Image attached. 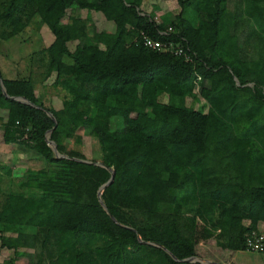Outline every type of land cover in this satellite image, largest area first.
<instances>
[{"label":"trees","instance_id":"1","mask_svg":"<svg viewBox=\"0 0 264 264\" xmlns=\"http://www.w3.org/2000/svg\"><path fill=\"white\" fill-rule=\"evenodd\" d=\"M175 1L174 17L157 22L143 0H0L1 40L36 20L50 32L38 51L40 79L54 73L63 92L58 108L45 107L31 74L0 75L8 95L41 107L0 89L1 141L40 163L0 202V245L32 252L2 264H200L177 262L137 235L179 259L237 264L234 254L261 233L264 0ZM92 11L112 31L95 26ZM241 24L254 40L237 37ZM141 33L182 47L191 61L144 46ZM50 128L60 153L114 170L100 198L121 225L96 198L109 170L54 157L44 140ZM84 133L97 157L62 142L80 144ZM5 226L15 235L1 234Z\"/></svg>","mask_w":264,"mask_h":264},{"label":"rangeland","instance_id":"2","mask_svg":"<svg viewBox=\"0 0 264 264\" xmlns=\"http://www.w3.org/2000/svg\"><path fill=\"white\" fill-rule=\"evenodd\" d=\"M141 10L145 13L153 12L155 15V20L158 22L161 19H169V17L175 15V13L178 11V6L175 0H143L141 3ZM67 14L68 10L66 11V15ZM89 14L92 22L95 25L98 24L96 26H101L104 29L109 27L110 29V22L103 19L104 17L100 12L93 11ZM84 15L85 13L82 10L74 11V16L76 17L81 18ZM98 18H102L101 20H104L103 23L106 27L100 24ZM249 31L250 27L248 24H241L237 29V37L245 38V41H248V39L254 40V37L246 35V33ZM51 38L52 36L50 32L43 24H40L37 20L31 21V23L22 31H20L18 35L7 40L0 39V56H6V60L3 61V59H0L2 63L1 65L12 66V70L15 72L14 74H16L18 70H21L22 68H25L26 70L27 67L30 66L29 73L31 74L33 80L37 83H41L40 76L43 71V67H41V63L40 66L37 60V58L41 56L38 51L49 44ZM76 42L77 40L68 42V48L71 50ZM1 75L4 76V73L1 72ZM53 79L54 73H51L45 79L46 81L44 84H36L35 86L33 83V89H35L34 93L37 100L42 102L43 106L58 108L61 105L62 91H57V89L52 85ZM195 89L197 92L198 87H195ZM158 99L160 101L166 100V98L162 95H160ZM187 102L189 103V99H187ZM62 142L64 145L79 149L87 157H97V144L94 139L85 133L81 137L80 144H74L68 138H62ZM23 152L24 151L20 153L12 146L4 144L1 141L0 130V202L6 193L20 189L19 182L25 179L27 172L26 170L37 168L40 165L35 154ZM7 170H9V172H7ZM258 226V229L264 235V223H259ZM1 234L14 236L15 232L12 231L10 226H5ZM37 247L40 248L39 243L37 244ZM23 252H32V248L18 247L16 250H12L0 245V264L10 259L15 261L22 260ZM232 259L237 264H264V250L250 251L245 249L234 254Z\"/></svg>","mask_w":264,"mask_h":264},{"label":"water","instance_id":"3","mask_svg":"<svg viewBox=\"0 0 264 264\" xmlns=\"http://www.w3.org/2000/svg\"><path fill=\"white\" fill-rule=\"evenodd\" d=\"M235 82L237 83V81L235 80ZM0 89H1V92L2 94L7 97V98H10V99H13V100H16L18 102H21V103H24V104H28V105H31L33 107H36V108H41L40 106L32 103L31 101H29L28 99H26L25 97L23 96H20V95H14V96H10L7 94L6 90H5V87L2 83V80H1V77H0ZM46 114L54 121V124H55V119H54V116L51 114V112L45 110ZM51 131V128L48 129L45 133V136H44V140L46 142V144L50 147L54 157L56 158H69V159H74V160H77V161H81V162H85V163H92V164H95V165H99V166H103L105 168H107L109 170V177L107 178L106 181H104L96 190V198H97V201L99 202L100 206L102 207V209L105 211V213L109 216V218L115 222L116 224L118 225H121V223H119L111 214L110 212L107 210L106 206L104 205V203L102 202L101 198H100V194L102 192V190L104 189L105 186H107L113 179V174H114V170L110 167H107L105 166L104 164L100 163V162H95V161H91L89 159H81V158H77V157H69L68 155L66 154H63V153H60L58 150H57V147H56V143L49 139V133ZM137 240L139 242H144V243H147V244H150V245H154V246H157V247H160L161 249H163L167 254H169L171 256V258L177 262H199L200 264H227L225 262H219V261H215V260H212V259H209V258H205V257H199V256H195V255H191V256H187V257H184V258H177L175 257L170 251H168L166 248H164L163 246L157 244V243H154V242H151V241H143L140 239V237L137 235Z\"/></svg>","mask_w":264,"mask_h":264},{"label":"built area","instance_id":"4","mask_svg":"<svg viewBox=\"0 0 264 264\" xmlns=\"http://www.w3.org/2000/svg\"><path fill=\"white\" fill-rule=\"evenodd\" d=\"M170 30L171 27H167ZM141 42L144 46L154 49L160 50L163 52H170L175 55H180L183 57L185 61H191L190 55L178 45L172 44L171 42H161L157 39H152L141 33ZM196 79H199L197 76ZM264 249V236L261 233L256 234L252 232L251 236L246 239V250H262Z\"/></svg>","mask_w":264,"mask_h":264},{"label":"crops","instance_id":"5","mask_svg":"<svg viewBox=\"0 0 264 264\" xmlns=\"http://www.w3.org/2000/svg\"><path fill=\"white\" fill-rule=\"evenodd\" d=\"M93 12V11H92ZM176 14V13H175ZM174 17V15L172 16V17H169V19H172ZM99 19V18H98ZM102 19V18H101ZM101 19H99V22H100V24L102 25V26H104V23H103V21L104 20H101ZM104 19V18H103ZM110 22V29H109V27H106V26H104V27H106V29H104V28H102L101 26H97L99 29H102V30H104V31H108V29H109V31H112V22L111 21H109ZM95 25V24H94ZM96 25H98V24H96ZM95 25V26H96ZM2 56H4V57H2ZM2 56H0L1 58L0 59H3V61L4 60H6V56L5 55H2ZM17 60V59H16ZM20 61H22V60H20ZM24 62H25V60H24ZM2 63H1V61H0V75H1V72H3L4 73V76L3 75H1L3 78H7V79H13V78H16V77H19V76H28V75H30V66L29 67H27V69L25 70V68H22L21 70H18V72L16 73V74H14L15 72H14V70H12V66H7V65H1ZM29 65V64H28ZM41 80V79H40ZM39 80V81H40ZM34 81V80H33ZM45 79L44 80H41V83H37V82H35L34 81V84H35V86H36V84H44L45 83ZM33 88H34V85H33ZM33 91L35 92V89H33ZM57 91H59V90H57ZM63 93V92H62ZM62 96V95H61ZM165 97V96H164ZM260 223V222H259ZM259 223H258V225H259ZM260 224H262V223H260ZM257 225V228L259 227Z\"/></svg>","mask_w":264,"mask_h":264}]
</instances>
